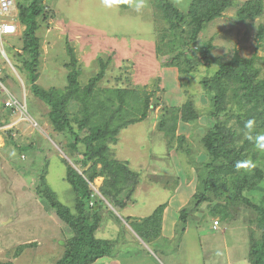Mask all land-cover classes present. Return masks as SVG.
Returning <instances> with one entry per match:
<instances>
[{"label":"rangeland","instance_id":"1","mask_svg":"<svg viewBox=\"0 0 264 264\" xmlns=\"http://www.w3.org/2000/svg\"><path fill=\"white\" fill-rule=\"evenodd\" d=\"M11 1L13 6L17 3V0ZM153 1L42 0L44 10L38 18L36 32L40 39L36 84L43 90H63L68 86L66 77L70 68L65 65L70 62L68 48H71L77 61L76 81L81 89L99 72L98 61L107 62L104 77L95 86L96 97L88 98L94 122L103 123L114 112L117 116L112 126L121 125L123 121L136 122L145 110L146 96H151L145 121L131 123L120 131L110 151L115 159L128 161V167L139 174L138 190L135 187L128 202L132 197L136 199L130 212L147 216L164 205L160 211V225L151 228L157 236L164 230L167 241L163 246L169 252L158 249L151 239L141 237L134 228L133 219L123 212L114 213L116 210L103 201L108 212L94 236L112 242L109 257L124 259L126 264H249L251 240L260 233L252 222L258 214L246 205L234 203L228 218H213L207 203L197 208L194 200L191 201L199 188L193 165L203 174V160L207 159L200 140L216 121L205 103L201 81L211 77L218 67L213 64L206 68L199 61L202 52L198 45L180 56L177 49L168 44V39L161 41L163 31L164 35L169 33L168 25ZM171 1L182 12L186 11L188 0ZM249 1L253 0H233L232 7L206 24L200 38L212 39L210 55L220 58L221 62H227L235 52L243 58L255 55L254 65L259 70L258 78L262 79L264 37L261 41L258 39V30L264 26V0H261L262 13L254 20L240 22L236 18L237 10ZM15 44L17 53L22 54L21 40ZM0 46V79L4 81L0 89L5 87L27 112L23 116L4 110L1 105L6 96L0 94L3 122L0 126V262L56 264L65 251L70 231L46 199L36 193V188L43 184L56 201L73 213L75 193L66 181V173L68 166L80 173L81 164L76 159L81 161V151L74 157L69 146L71 139L50 126L49 108L34 97L29 84H25L26 75L18 71L19 65L12 58L16 52L14 47L7 49L1 40ZM169 63H177L178 76L169 70L170 67H165ZM162 79L170 80L175 87L181 84V88L175 95L169 91L167 95L166 88L171 84L166 85ZM164 89L165 94L162 93ZM186 102L197 110L198 118L205 115L208 121L205 125L199 124L198 119L186 123L190 126L188 132L183 128L173 138L172 130L175 127L176 131V126L171 123ZM154 104H160L158 110ZM229 108L230 113H236L233 103ZM159 122L165 123V130L156 127ZM226 125L236 132L234 146L241 147L249 137L250 128L244 131L235 117L227 119ZM178 137L184 142L179 144ZM256 144L258 151L254 159L251 153L254 147L243 151L244 156H249L245 167L257 168L264 174V146L258 141ZM24 146L27 149L21 152L19 147ZM189 169L193 170L191 177ZM89 185L95 196L102 198L97 190L101 179ZM261 186L263 188L255 195H248L254 205L260 206L264 181ZM183 210L187 212L185 223L180 218ZM214 221L219 223L217 231L212 230ZM134 233L138 238L132 236ZM101 263L107 262L99 260L98 264Z\"/></svg>","mask_w":264,"mask_h":264},{"label":"trees","instance_id":"2","mask_svg":"<svg viewBox=\"0 0 264 264\" xmlns=\"http://www.w3.org/2000/svg\"><path fill=\"white\" fill-rule=\"evenodd\" d=\"M111 1L115 3L116 0ZM41 2L42 0H17L15 3L17 21L24 26V30L21 33L22 54L15 52L12 58L16 65H19L18 71L26 75L25 84H29L32 95L49 108L47 116L52 129L58 134H66L71 139L69 146L73 150L74 157L81 151L79 155L82 159L80 161L75 158L76 162L81 164L80 173L70 166L67 167L66 181L75 193L73 213L56 201L53 193L45 189L43 184L37 186L36 193L46 199L56 216L70 231L65 251L56 264H96L98 260L108 256L113 248L112 242L94 236L104 214L108 212L107 205L103 201L119 212L131 200L139 179V174L128 167V162L113 157L110 145L117 141V135L122 128L146 118L148 98L151 96L150 94L146 96L145 110L136 122L123 121L121 125L112 126L113 118L117 116L116 112L108 120L104 119L103 123L94 122L88 98L96 97L95 86L104 77L107 62L98 61L99 72L81 89L76 81L77 61L71 48H68L70 62L65 65L70 68L66 77L68 86L63 90L40 88L36 84L40 61V39L36 32L39 26L38 18L44 10ZM152 4L160 11L161 18L168 25L169 33L164 35L163 31L161 41L168 39V44L174 50L177 49L180 56L192 51L198 45L202 52L199 61L206 68L213 64L218 67L211 77L201 81L205 103H208L210 116L216 121L200 140L207 159L203 160V174L197 165H193L199 188L191 201L194 200L197 208L207 203L208 212L213 218H228L229 210L234 203L253 209L258 214V218L252 222H255L257 230L260 231L258 236L260 238L256 237L255 240L252 238L248 261L249 264H264V190L260 197V206L254 205L248 197V195L252 197L263 188L261 185L264 174L257 168L249 170L245 167V161L249 156H244L243 152L254 147V150H251L254 159L258 151L256 142L264 146V78H258L259 70L254 65L255 55L251 58H243L235 52L227 62H221L220 58L210 55L213 49L212 39L204 41L200 38L206 24L219 18L224 11L232 7L233 0H188L185 12L178 9L171 0H154ZM262 8L261 0L246 2L237 10L236 18L240 22L254 20L261 15ZM258 31V39L261 41L264 37V26H260ZM174 50L172 52H175ZM165 67L175 68L180 72L177 63H169ZM3 82V79H0V84L4 85ZM0 94L6 96L1 89ZM230 103L236 107V113H230ZM70 105L72 108H69ZM154 105L156 108L160 106V104ZM1 107L9 113L12 112L4 103ZM181 108L177 112L180 115L174 117L171 124L176 126L178 121L192 123L198 119L197 110L190 102H186ZM230 117H235L237 124L244 131L250 128L249 137L241 147L234 146L236 132L226 125ZM162 121L164 122V119ZM163 122L157 125L160 130H165ZM2 125L0 117V126ZM172 132V137L175 138V127ZM178 141L180 144L184 139L178 137ZM26 149L27 146L19 147L21 152ZM98 178L101 179V185L97 190L102 198L96 197L89 185ZM244 193L246 194L243 195ZM163 207L164 205L157 207L150 216L133 223L141 237L151 240L157 237V233L154 234L151 227L160 225V211ZM185 212L186 210L180 212L182 220H185L187 214ZM110 213L114 215L113 212ZM184 220L183 223L186 222ZM0 264L10 263L0 262Z\"/></svg>","mask_w":264,"mask_h":264},{"label":"crops","instance_id":"3","mask_svg":"<svg viewBox=\"0 0 264 264\" xmlns=\"http://www.w3.org/2000/svg\"><path fill=\"white\" fill-rule=\"evenodd\" d=\"M17 12H14V13H12V18L10 19V18H7V19H10L11 20V22L16 26V28H17V31H16V34H14V35H6V36H3V37H1L0 38V40L1 41H3L9 48L11 47L12 48V46L14 47V51L16 50H18V48L16 47L17 46V44H15L18 40L20 41L21 39V33H22V31L24 30V26H22V25H20L19 23H18V21H17ZM0 48H1V46H0ZM170 71H172V72H174V74L176 75V76H178V72H177V70L175 69V68H171V69H169ZM161 75L163 76V73H161ZM176 79H178V77H176ZM163 81H164V83L166 84V85H170L171 84V87H168V88H166L167 89V95H169V94H171V95H175L176 94V92H177V90H179L181 87H180V85H178L177 87H175V84L174 83H171V81L169 82V81H167V80H165V79H162ZM178 83V82H177ZM164 88V86H162V89ZM168 91L170 92L169 94H168ZM165 89H164V91L162 92V93H164L165 94ZM203 104V103H202ZM159 107L160 106H158L157 107V110L159 109ZM202 113H203V111H202ZM155 120V119H154ZM198 120H199V124H202V125H205L206 124V122L208 121V119L206 118V116L204 115V117H199L198 118ZM143 121H145V119L143 120ZM142 122V121H141ZM140 123V122H139ZM154 123V121H152V123H151V125ZM132 125V124H131ZM131 125H128V126H126V127H124V128H122L120 131H122L123 129H126V128H128V127H130ZM154 126V125H153ZM157 127V126H156ZM152 128V127H151ZM185 129V130H187V129H189L190 128V126L189 125H187L186 123H183V122H181V121H178V123H177V125H176V131H175V135L177 134H180V132H182V129ZM128 130V129H127ZM187 132H188V130H187ZM187 132L186 131H184L183 133H186L187 134ZM119 135L120 134H118L117 135V139H118V137H119ZM123 153V152H122ZM124 154V153H123ZM133 157L134 155H131L130 154V157ZM130 159V158H129ZM119 160V159H118ZM123 161H126V160H123ZM126 162H128V161H126ZM128 164H129V162H128ZM129 168H130V166H129ZM131 169V168H130ZM132 170V169H131ZM132 171H134V170H132ZM134 172H136V171H134ZM188 173H189V176L191 177V175L193 174V170L192 171H190V169H189V171H188ZM137 188V187H136ZM161 188H163V187H161ZM163 189H166V188H163ZM137 190H138V188H137ZM168 190V189H167ZM144 193V192H143ZM136 205V199H134V197H132V201L130 202V203H128L123 209H121L119 212H123V213H126L124 216H127V218H131V219H133L135 222H137V221H140V220H142V219H144V218H147L148 216H150V215H138V214H136V213H133L132 211L130 212V209L132 210V208L134 207ZM108 208V207H107ZM166 210H167V208H166ZM114 213H117V211H115ZM153 213V212H152ZM218 228H219V226L214 230V231H217L218 230ZM212 230H213V228H212ZM168 233V232H167ZM133 237H135V236H137V234H133L132 235ZM167 235L165 234V232H164V230L162 229L161 231H160V234H159V236H157V237H155L153 240H152V243H155L156 244V247H158V249H164L165 250V252H169V249H166L164 246H163V243L164 242H166L167 241V237H166ZM137 238H138V236H137ZM164 239V240H163ZM139 240H141V239H139ZM140 243H141V241H139ZM140 245H142V243L140 244ZM140 254L142 255V256H144V253L143 252H141L140 251ZM100 260H104L105 262H107L106 264H109L110 263V261H112V263L111 264H126V262H125V260L123 259V260H121V258H119V257H117L116 258V256L115 257H109V255L108 256H106V257H104V258H102V259H100ZM99 261V260H98ZM136 262H133L132 264H135ZM96 264H98V262L96 263ZM102 264V263H101Z\"/></svg>","mask_w":264,"mask_h":264},{"label":"built area","instance_id":"4","mask_svg":"<svg viewBox=\"0 0 264 264\" xmlns=\"http://www.w3.org/2000/svg\"><path fill=\"white\" fill-rule=\"evenodd\" d=\"M11 0H0V38L5 35H12L16 31V27L7 18L10 17L13 5ZM2 89V88H1ZM2 91L6 95L4 105L12 112H18L23 116L27 115L22 103H19L6 89ZM28 120V119H27ZM218 222L214 221L212 228L215 230L218 227Z\"/></svg>","mask_w":264,"mask_h":264},{"label":"clouds","instance_id":"5","mask_svg":"<svg viewBox=\"0 0 264 264\" xmlns=\"http://www.w3.org/2000/svg\"><path fill=\"white\" fill-rule=\"evenodd\" d=\"M13 2H14V0H13ZM14 12H17V10H16V7H15V3H14V6H13V8H12V11H11V14H10V19L12 18V13H14ZM10 19H8L9 21H11ZM12 23V22H11ZM19 23V22H18ZM13 24V23H12ZM20 24V23H19ZM14 25V24H13ZM21 25V24H20ZM15 26V25H14ZM16 27V26H15ZM16 31H17V28H16ZM16 31H15V33L14 34H16ZM14 34H12V35H14ZM6 36V35H5ZM3 37V36H2ZM17 52V51H16ZM249 123H251V122H249ZM214 230V229H213Z\"/></svg>","mask_w":264,"mask_h":264}]
</instances>
